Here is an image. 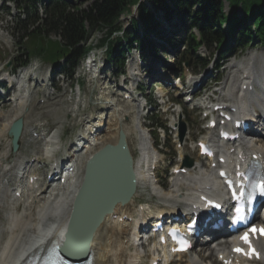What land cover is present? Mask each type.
Segmentation results:
<instances>
[{"label": "rangeland", "instance_id": "obj_1", "mask_svg": "<svg viewBox=\"0 0 264 264\" xmlns=\"http://www.w3.org/2000/svg\"><path fill=\"white\" fill-rule=\"evenodd\" d=\"M73 1L82 8L89 6L93 2V0ZM15 3L16 2L14 0H0V68L3 67L4 69H10L14 66L15 60L13 57L18 53V47L15 43L14 35L7 24L11 17H14L18 14L19 10ZM6 8H9L11 16L6 15L8 14L6 10L4 11ZM226 9H228V6H226ZM129 18L130 16L122 21L125 27H127L129 24ZM162 23H165L166 27H171L172 30H177L178 37H184L188 35V31H186L185 26L179 21H174L171 25L166 22ZM166 31L169 30L165 28V32ZM103 36L104 33L100 31L92 32L88 42L93 44V49L86 56V59L81 62V66L76 71L75 80H71V78L68 77L58 76V78H56L54 81H50L48 64L37 61L36 65L38 71L34 74L33 79L30 82L39 90L34 100L31 103L22 105L20 107H14L11 103L8 104L5 102L4 108L2 109L3 111H1L0 114V117L4 115V118L0 119V128L2 127L3 122L12 121L13 118L11 119V117L15 115H21L24 117L28 126L30 124L37 125L42 131H47L49 134L53 131H57L58 140L57 145L55 144L54 147V154L50 157H47L46 152L44 153L43 151L44 147L47 146V141H31L30 136L28 133H26V136L23 139L21 150L17 157H14V155L11 156L13 153H11L10 148H8L9 136L7 133L1 130L5 134L2 135V137L0 136V168L2 167L4 161H26L30 156L37 154H40L42 160L47 161L49 164L50 160L48 159L53 158L54 155L64 156L68 154L70 151L68 144H70L71 139H73L74 136L78 137L79 134L87 132V128H89L90 124H95L96 126L100 125V127L102 126L103 131H99L101 132L99 143L94 146L93 149L81 153V158L79 159V172L84 170L85 161L91 155V153L103 146L105 143H114L117 140L119 127H124V129L129 132L128 141L132 155L135 160L138 161L141 158V151L139 150L140 140L136 131H133V129L136 127L135 125L138 124L137 122L139 121L140 125L147 126L148 132L152 134V137L149 139L153 143V135H157L158 131H154L152 129V121L149 120L148 117L154 116L159 118L164 123L169 122V125H172L173 122L178 119V113L176 111L177 107L175 106H172L170 109L165 108L164 110L167 109L168 113L164 114L162 111H158L155 107L147 105L148 109L143 107L141 108V117H136L134 110L137 102L145 104L146 97H157L161 95L162 90L164 92H168L171 99L173 97H177L176 99L179 100L185 99L187 91H191L192 87L190 88V83H188L184 90L176 88V76H184V72L187 71V68L195 69L196 66L191 60L188 62V64H181V62H183L181 52L183 51L184 47H177L169 50V52L159 50L160 53L158 56H151L146 62L139 58L138 50L133 48V50L127 55L126 74L119 76L120 67L107 62L106 55L104 53L105 49L102 47V45L98 44L99 39H101ZM152 38L158 41L156 37L152 36ZM213 52L214 47L210 50L206 49L205 47H201L197 54L208 57V55ZM251 57H254L258 65H263L264 44L262 42L257 41L247 49L227 54L223 60L220 59L221 55L216 53L215 59L218 72L215 71L211 73V69L208 67L203 71L201 70L200 72L202 73L198 76L201 79L208 81V85H213L212 81L216 77L217 73H219L220 80H223V83L227 82V79L230 82L234 74H240V68L248 65V60ZM254 59H252L250 62H252ZM233 64L236 65L233 66ZM256 71H258V69ZM205 74H207V76H205ZM209 74L210 76H208ZM42 79H48V83L50 84L44 86V83L41 82ZM150 85H152L151 89L149 88ZM135 87H144L145 90L143 91L145 92L143 94H141L139 91H134L132 93L131 91ZM188 87L190 89H188ZM56 90V96L47 100L46 92H53ZM154 91H156V93ZM127 92H131V94L136 97V100L123 99V94ZM118 93L121 95H118ZM178 94L180 96H178ZM41 97L46 99L44 104H41L39 101ZM104 101H113L117 103L118 107L124 109V111L120 112L121 120H117V112L114 110L113 106L110 105V108H105L107 104H105ZM188 114H190V116H181L180 119L181 121L183 120L185 122L186 128L184 138L181 140V143H179L180 141L178 140V135L174 131H170L167 136L164 135L163 132H160L159 140L154 143L159 149L162 148L160 149L161 160L158 164V169L156 170L157 176L159 177V182L155 183L161 191H169L171 186L166 177L167 174L165 173V168H168L171 165V162L174 163V165L180 163L183 153L188 154L190 157L197 160L198 154L191 149L193 145L190 142L197 140V137L205 136L207 134V131L203 130V127L205 126L203 113H195L190 109L188 110ZM117 121L118 123H116ZM157 142H159V145H157ZM167 144H176V155H174L175 149L172 150L171 148H167ZM196 162L200 164L203 163L201 160ZM67 189L68 185L64 187L63 190L66 191ZM138 202L149 203L151 210H154L157 207H164L165 205L171 203L161 198L157 193L151 191L149 188H140L133 201L124 210V213H130L131 211L134 212ZM40 209L41 206L35 207V209L32 211L31 218L28 219V221L32 220V222H34V220H38ZM114 220L116 221L117 219ZM115 224H117V222H112L110 224L114 230V241L111 245H114L116 249H119H117L118 251L116 252V254H121L120 257L122 259H119V264H131L132 259L134 261L133 264H139L140 262L147 263L149 260L147 259L146 254L148 250L150 251V247H148V250L147 247H143L133 248L131 251L128 245L125 243V238L128 237L130 233V225L121 230L118 226L119 224ZM210 248L211 247L205 245V255H208L205 258V261L208 262L207 258H214L215 260H213V262L217 263L216 254L214 255L213 252L211 254L212 249ZM196 251L198 252V249H195V252ZM187 257L188 256H185L181 259L177 258L175 263L187 264ZM114 261L116 262L115 256L111 258L110 264L114 263Z\"/></svg>", "mask_w": 264, "mask_h": 264}, {"label": "trees", "instance_id": "obj_2", "mask_svg": "<svg viewBox=\"0 0 264 264\" xmlns=\"http://www.w3.org/2000/svg\"><path fill=\"white\" fill-rule=\"evenodd\" d=\"M16 2L20 13L12 21V29L25 57L17 56L18 66L27 63L30 57H39L51 62L55 71L71 78L80 58L92 48L85 43L96 30L104 31L100 44L106 47L108 60L122 67L126 50L135 42L145 60L150 57L149 53L157 55L159 48H165L166 44L173 48L186 45L185 55L195 53L201 46L216 45L224 56L257 41L264 43V0H94L85 8L73 0ZM135 4H139L138 13L144 26L142 35L135 17L128 29L122 23L124 17L132 14ZM160 16L169 24L175 20L182 23L189 30V36L178 38L176 30L164 34L158 28ZM152 34L162 43L151 39ZM196 57V64L203 67L210 61Z\"/></svg>", "mask_w": 264, "mask_h": 264}, {"label": "bare ground", "instance_id": "obj_3", "mask_svg": "<svg viewBox=\"0 0 264 264\" xmlns=\"http://www.w3.org/2000/svg\"><path fill=\"white\" fill-rule=\"evenodd\" d=\"M254 59V57L249 58V62ZM248 65L245 66L246 68L248 67L251 71H253L252 76L248 77L247 79L251 82L258 81V83H261V81H264V62L263 65H258L256 63L255 59L249 63ZM236 64H233L235 66ZM262 71L263 75L260 77L254 73V71ZM241 74L236 73L232 77V82L230 85L229 89V95L230 97H235L234 93L237 91L238 96H242V101L246 100H251L252 102H259V100H263L262 96L259 95L258 93H252L249 97H245L244 94L247 92L243 91L242 89H237V83L241 80L243 72L241 69L239 70ZM44 81V80H42ZM41 81V82H42ZM246 81L242 82V85ZM29 81H26L25 83H22L21 87L23 88L26 86ZM228 86V85H227ZM28 96V93L25 94V97ZM237 99V98H236ZM110 103V102H108ZM239 103V102H238ZM22 102L20 101L21 105ZM111 105V104H110ZM108 105L107 107H109ZM105 107V108H107ZM114 110L117 112V116H119V111L122 110L121 107H118L117 104H113ZM141 104H138L135 107V113L136 117L141 116ZM110 108V107H109ZM116 108V109H115ZM22 117L21 115H15L11 117L13 118L12 121H6L2 123V127L0 128V136L4 135L6 132H8L9 126L11 123L19 118ZM4 118V115L0 117ZM7 118V117H6ZM10 119V120H11ZM138 119V118H137ZM118 123V121L116 122ZM137 133L139 136L140 144H139V150L141 151V158L137 161V164L135 166V172L137 175V193L139 192L140 188H149L151 191H154L157 193L161 198L170 201L172 200L173 203H177L180 199V197L177 194V191L179 190L180 186L179 184H184L186 183V193L182 194L180 202L184 207H190L191 204L188 202L191 199L195 198L196 192H217L219 189V186H217V182L214 179V176L212 173H206L203 171V169L199 165H193L191 167H188L190 169L189 175H185L183 178L182 174H179L175 179H174V184L172 188L169 191H161L156 184L152 182V175L149 169V156L152 154H157L158 153L155 151L153 145L151 142L148 141V136L145 130H143L140 127L139 121L137 122ZM92 127V132L95 134V131H93L94 125H91ZM119 129H122L126 132L127 137L129 138V132L124 129V127H119ZM135 129V128H134ZM1 130H3L5 133H3ZM129 130V129H128ZM91 133V132H90ZM249 136H252L250 134ZM99 133L95 134V139L94 140H99ZM207 138L211 141L215 140V136H207ZM48 142H51V146L47 147L46 153L47 155H50L52 152H54L55 148L53 147L56 144V141L58 140V135L57 132L54 131L50 137L47 138ZM250 140V139H249ZM23 142V139H22ZM255 141H243V147H242V155L245 157V160H248V152L254 151L257 153H261V161L264 164V145L259 146V150H257L255 147H258ZM254 145V146H253ZM85 146V145H84ZM54 149V150H53ZM130 149V147H129ZM131 151V149H130ZM19 154V151L16 153V155ZM78 160V157H74L73 163ZM76 166L78 168V171L80 170V162L76 163ZM23 162L22 161H14L13 163H6L4 167L2 168L0 176L2 179L6 178L9 173L11 172V169H17V172L19 174L23 173ZM147 167V168H146ZM74 172L72 175L68 177V180H70L72 183L68 186V189L65 191L63 188L60 191H57L58 188H53L51 191H48L50 193V198L47 199V197H42L40 212H39V217L38 220H34V222L27 221L26 218L28 217V212L26 210L27 206L23 209L21 214L15 215L13 214L11 208L7 211L5 214V220L8 223V227H1L0 225V264H21L25 260L26 254L30 252H34L39 248H46L49 246V244L52 242L53 239H57L59 242H62L65 229H66V223L67 220L70 216L71 210L73 208V201L76 196V193L79 190V187L82 183L83 176H84V170L82 172ZM5 176V177H3ZM181 178V179H180ZM4 184H6L5 181L0 180V209L2 206L5 205V194L6 191L4 189ZM49 188H46L44 190H48ZM43 194L42 192L40 193L39 196ZM37 197V196H35ZM9 201V199H6ZM44 202V205H43ZM10 203L13 204L14 200L10 199ZM195 203V202H194ZM130 204V203H129ZM193 204V203H192ZM127 205L121 206L117 205L115 209L113 210L114 214H117L118 212L121 211V209L126 208ZM101 211V208L99 206L94 207V205H91L90 208V213L91 216H94L95 214H99ZM121 216V215H120ZM113 215H108L104 218L103 222L98 224L96 228L93 230L92 237L88 240L90 242V247L92 248L93 252L95 253L96 264H110L111 263V258L115 256L116 262L113 264H119L120 262L118 259L120 256L116 254V252L119 250L112 246L113 244V235H114V230L111 227V223L114 222L118 225L119 228L122 230L126 228V224H120L118 220L113 219ZM113 219V220H112ZM37 221V222H36ZM139 221V220H138ZM137 221V222H138ZM113 231V232H111ZM5 233H7V237H4ZM87 236L81 235V239H78V244L77 248L80 247L81 250L84 249L85 243L87 241ZM115 244V242H114ZM264 244V243H263ZM156 246H161L159 245L158 242L155 243ZM206 245V244H205ZM204 245V246H205ZM73 245L71 246V248ZM223 249V246H221ZM73 249V248H72ZM75 249V246H74ZM203 249L199 251V258H196V256H193L190 252V258L188 260V264H208V263H203L201 259L203 260V257L205 255H202ZM213 252V249L211 251V254ZM222 252V250H218L217 254ZM114 253V255H113ZM210 257V256H209ZM164 258L167 259L169 258V254L167 251L164 250ZM109 261V263H108ZM119 262V263H118ZM134 263V261H133ZM211 264H214L211 262Z\"/></svg>", "mask_w": 264, "mask_h": 264}, {"label": "water", "instance_id": "obj_4", "mask_svg": "<svg viewBox=\"0 0 264 264\" xmlns=\"http://www.w3.org/2000/svg\"><path fill=\"white\" fill-rule=\"evenodd\" d=\"M22 128L23 120L20 118L11 125L9 130L14 151L19 147L18 141ZM136 190L137 176L134 160L126 134L120 130L115 144H106L88 160L84 180L74 202V210L86 204L99 206L101 208L99 221L106 213L113 212L115 206L128 203ZM92 232L93 230L89 232L87 238ZM87 252L86 247L85 253Z\"/></svg>", "mask_w": 264, "mask_h": 264}, {"label": "snow or ice", "instance_id": "obj_5", "mask_svg": "<svg viewBox=\"0 0 264 264\" xmlns=\"http://www.w3.org/2000/svg\"><path fill=\"white\" fill-rule=\"evenodd\" d=\"M252 231H257V229H253ZM261 233H264V229H260L259 230ZM242 240H244L245 242H250L249 240V235L248 233H245L242 237H241ZM236 251H243V249H236ZM254 251V250H253Z\"/></svg>", "mask_w": 264, "mask_h": 264}]
</instances>
